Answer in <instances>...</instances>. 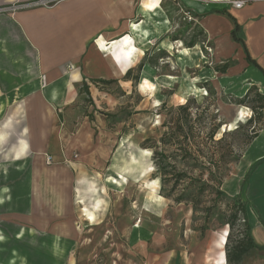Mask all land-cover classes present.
I'll return each mask as SVG.
<instances>
[{
  "label": "crops",
  "instance_id": "0c3cea01",
  "mask_svg": "<svg viewBox=\"0 0 264 264\" xmlns=\"http://www.w3.org/2000/svg\"><path fill=\"white\" fill-rule=\"evenodd\" d=\"M14 1L0 0V6ZM164 2L62 0L48 8L0 13V264H74L84 238L81 221H88L85 211L96 217L102 207L101 202L93 206L89 197L97 193L90 173L97 174L107 161L115 167L120 157L111 156L118 146L116 130L96 110L100 97H110L99 89L101 80L132 83L141 61L138 80L151 78L152 41L156 50L166 44ZM204 9L191 7L208 40L244 57L263 87L262 73L246 62L241 45L230 37L232 20ZM228 11L242 26L249 55L264 70V0ZM263 156L261 129L244 156L243 173ZM113 174L106 183L117 188L134 179L128 169ZM242 180L228 193L246 202L254 264H264V163L247 183ZM218 232L200 237L186 232L185 250L175 249L154 264H226L227 230Z\"/></svg>",
  "mask_w": 264,
  "mask_h": 264
},
{
  "label": "rangeland",
  "instance_id": "374dc122",
  "mask_svg": "<svg viewBox=\"0 0 264 264\" xmlns=\"http://www.w3.org/2000/svg\"><path fill=\"white\" fill-rule=\"evenodd\" d=\"M164 1L166 44L156 50L159 47L154 49L152 41L149 52L150 62L154 63L151 78L99 86L110 97H100L96 110L104 122L116 130L118 146L111 148V156L117 153L120 157L114 163L115 167L107 161L101 169L97 168V174L90 173L92 180L96 177L93 191L97 193L89 197L94 198L93 206L95 202H101L102 207L96 217L85 208L88 221H81L84 238L76 249L74 264L158 263L165 254L173 256L175 249L185 250L182 245L188 242L186 232L187 236L193 232L199 237L208 232L215 236L226 228L228 234L225 220L229 210L226 204L229 197L242 199L240 195L228 192L237 189L244 178L243 159L255 139L245 145L247 135L256 129L260 132L259 128L264 124L261 118L264 101L257 95L264 90L255 81L244 57L240 58L230 48L223 52V47L218 49L216 41L208 40L207 33L191 10L192 5L200 12L203 8L204 11L232 10L233 0ZM251 1L254 0H245L246 3ZM189 42L194 45L188 46ZM160 52L164 53L159 58L156 55ZM185 103L193 123L191 130L184 124L182 130H178L172 119L180 114L177 108ZM168 126H173L175 137H166L160 142ZM213 128L216 129L215 139L223 135L218 150L225 152L226 157L218 176L222 179L221 189L226 197L207 211L205 206L208 203L193 209L191 204L175 203L171 197L162 196L157 169L166 160L175 161L177 169L188 172L174 192L188 188L189 176H196L199 169L205 170V176L208 174L207 152L211 144L206 141V132ZM196 144L202 148L203 154L196 151ZM188 146L191 149H187ZM163 154L168 158L162 157ZM126 169L133 172L131 183H124L122 188L106 183V178L114 176L115 171ZM172 182L166 184L165 190ZM138 220L140 222L135 226ZM239 224L237 221L230 231L226 251L231 258L227 256V264H236L231 259L235 257L241 238ZM203 226L206 229L201 234ZM223 253L226 258L225 247ZM255 258L252 249L242 256L241 262L254 264Z\"/></svg>",
  "mask_w": 264,
  "mask_h": 264
},
{
  "label": "trees",
  "instance_id": "16d2710c",
  "mask_svg": "<svg viewBox=\"0 0 264 264\" xmlns=\"http://www.w3.org/2000/svg\"><path fill=\"white\" fill-rule=\"evenodd\" d=\"M212 12L215 13H222L226 14L233 22V26L230 29V37L231 39L239 43L242 47V50L245 55V60L249 65H252L256 67L263 75L264 77V70L256 63V61L249 55L247 48L245 46V37L242 30V26L236 21L234 16L228 11L227 8L222 10H213ZM177 39V38H173ZM193 42H189L188 46H193ZM164 52H160L157 57H162ZM150 62V58L148 60ZM150 64L153 66L154 63ZM143 62H139L137 66L134 69V75L132 76L133 82L138 80L139 78V72L142 68ZM131 69H129L124 76V78H128L131 74ZM221 72H224V69L221 70ZM101 83H107L104 80H101ZM82 89H84L86 93V101H91V98L89 96V92L87 87L84 85L82 86ZM264 90V86H263ZM258 97L263 102L264 101V92L260 93L257 92ZM177 116H175L174 119H172L173 124L175 125V129L182 130V126L187 125V128L191 130V126L193 123V117L188 112V105L182 104L178 108ZM261 118L264 120V111L261 114ZM173 126H168V130L164 131L161 135L159 141L163 142L166 137H175L173 132ZM238 129V127L235 128V130ZM264 129V124L259 128ZM259 130H254L250 135H247V138L245 139V145H248L254 138L258 136ZM215 133L216 129H210L206 132V141L207 143L211 144L210 149L207 152L208 155V164L206 166V169L208 171V174L205 176V170L199 169V172L196 176H189L190 183H188V188H183L179 192H174L176 189V186L179 185V182L184 177L188 176V172L183 169H177V166L175 165V161L166 160V162L163 164L161 163L158 167L157 171L159 172L160 177V194L164 197H171L172 200L175 203H188L192 205V208L195 209L198 205H201L202 203H208L207 206H205V210L210 211L211 208H213L215 205L218 204V202L221 200V198L226 197V193L221 189V183L222 179L220 176H218L219 170L223 167V163L226 157L225 152H220L218 150V144L223 139V135L219 137L218 139H215ZM196 151L198 153L203 154L202 148L196 144ZM187 149H191L190 146L187 147ZM184 153L187 154V150H184ZM162 157L168 158L167 155L163 154ZM203 164H206L205 162H202ZM261 163H264V156L254 161L251 166L249 167L248 171L246 172L242 184L247 183L248 178L250 175L254 172V170L260 165ZM173 177V178H171ZM172 182V185L169 186L167 190H165V186L167 183ZM168 187V186H167ZM164 192L161 193V192ZM208 197L209 200L205 201L204 199ZM209 205V206H208ZM227 210H229V214L225 220V224L228 225V234L226 236L225 240V254H226V264L229 262L228 257H230V254L226 251V245L230 237V231L236 224V222H240L239 226L242 228V231H240L241 238L239 239L236 251H235V257L231 259L232 262H235L236 264H239L241 262V258L243 255L248 254L250 250H254L255 245L252 241V238L249 233V225L247 222V215H246V202L242 200L239 196L229 197V202L226 204ZM206 229L205 226L201 227L200 232L201 234ZM228 256V257H227Z\"/></svg>",
  "mask_w": 264,
  "mask_h": 264
},
{
  "label": "built area",
  "instance_id": "2783aa9c",
  "mask_svg": "<svg viewBox=\"0 0 264 264\" xmlns=\"http://www.w3.org/2000/svg\"><path fill=\"white\" fill-rule=\"evenodd\" d=\"M62 0H15L11 4L0 6V13H13L19 9L26 8H48L54 6ZM246 4L245 0H233L232 6L235 9L242 8ZM44 77L42 76V79ZM76 157V155H73ZM45 162L50 164L52 157L48 154L45 155Z\"/></svg>",
  "mask_w": 264,
  "mask_h": 264
},
{
  "label": "bare ground",
  "instance_id": "6f19581e",
  "mask_svg": "<svg viewBox=\"0 0 264 264\" xmlns=\"http://www.w3.org/2000/svg\"><path fill=\"white\" fill-rule=\"evenodd\" d=\"M242 114V113H241ZM102 192H105V190H103ZM90 219H92V216H91V218ZM140 221V220H139Z\"/></svg>",
  "mask_w": 264,
  "mask_h": 264
},
{
  "label": "snow or ice",
  "instance_id": "6c2138e0",
  "mask_svg": "<svg viewBox=\"0 0 264 264\" xmlns=\"http://www.w3.org/2000/svg\"><path fill=\"white\" fill-rule=\"evenodd\" d=\"M149 6H151V5H149Z\"/></svg>",
  "mask_w": 264,
  "mask_h": 264
}]
</instances>
